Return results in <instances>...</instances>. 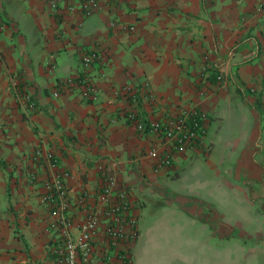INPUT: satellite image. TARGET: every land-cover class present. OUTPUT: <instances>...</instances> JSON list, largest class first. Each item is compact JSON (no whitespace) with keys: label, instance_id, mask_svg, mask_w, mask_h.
Here are the masks:
<instances>
[{"label":"crops","instance_id":"0c3cea01","mask_svg":"<svg viewBox=\"0 0 264 264\" xmlns=\"http://www.w3.org/2000/svg\"><path fill=\"white\" fill-rule=\"evenodd\" d=\"M0 26V264H56L45 153L70 173L75 220L97 165L129 193L126 264H264V0H100L88 16L0 0ZM188 108L207 118L203 143L157 168L158 135L134 124Z\"/></svg>","mask_w":264,"mask_h":264},{"label":"built area","instance_id":"2783aa9c","mask_svg":"<svg viewBox=\"0 0 264 264\" xmlns=\"http://www.w3.org/2000/svg\"><path fill=\"white\" fill-rule=\"evenodd\" d=\"M74 2L77 3L83 16L95 12L100 4V0H74ZM68 8L73 9V7ZM126 29L133 30V26H128ZM97 57L95 51H89L81 54L80 60L84 66H87ZM216 78L219 79L220 76ZM67 82L70 80L68 79ZM85 89L90 88L86 86L82 89V95H86ZM26 105L28 109L34 108L29 98ZM127 118L135 121L132 113H129ZM206 123L207 118L203 112L188 108L162 120L137 121L134 126L139 132L158 135L157 148H151L147 153L155 158L154 163L159 168L170 164L172 153L182 152L192 144H202ZM40 153L39 150H34L32 159H37ZM43 157L47 160L51 171L43 180V190L39 200L48 206L51 216L48 226L57 236L52 249L56 264H126L127 246L137 236L136 218L130 210L129 193L117 184L114 173L105 165L96 166L100 182L95 198L91 200V192L83 188L77 193L74 204L80 211L81 218L75 220L68 214L71 202L65 180L70 177V173L57 166L51 153H45ZM96 242L100 248L98 252L95 250ZM109 247L114 250L117 263L110 261V256L105 253ZM101 250L104 251L101 255L105 258L102 262L97 257Z\"/></svg>","mask_w":264,"mask_h":264},{"label":"rangeland","instance_id":"374dc122","mask_svg":"<svg viewBox=\"0 0 264 264\" xmlns=\"http://www.w3.org/2000/svg\"><path fill=\"white\" fill-rule=\"evenodd\" d=\"M147 220V218L144 219V221ZM143 231V230H142Z\"/></svg>","mask_w":264,"mask_h":264}]
</instances>
